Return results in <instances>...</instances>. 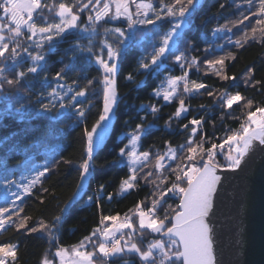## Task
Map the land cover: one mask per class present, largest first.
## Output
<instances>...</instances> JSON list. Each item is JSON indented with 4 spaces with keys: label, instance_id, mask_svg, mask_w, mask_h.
Segmentation results:
<instances>
[{
    "label": "snow or ice",
    "instance_id": "1",
    "mask_svg": "<svg viewBox=\"0 0 264 264\" xmlns=\"http://www.w3.org/2000/svg\"><path fill=\"white\" fill-rule=\"evenodd\" d=\"M200 0H159L157 8L146 0H75V3H49L48 0H0V101L9 102L7 115L16 116L20 121L34 112L37 117H50L59 120L69 111L74 117L69 127H81L80 141L82 155L78 164L79 182L76 191L57 204L58 214L46 221H34L25 213L24 200L32 196L39 186L42 193H49L43 183L49 178L54 168L62 162L53 158L42 168L28 167L27 174L20 178H6L3 187L4 207H0V229L14 227L18 234L43 233L50 242L56 241L64 214L86 190V181L95 166L96 150L108 132L111 118L115 115L119 95L117 77L121 69V60L127 51L137 44L136 32L143 29L146 39L153 41L152 52L141 58L138 69L145 72L158 71L169 58L178 65L180 75H169L152 90L155 97H162L165 103L178 100V106L165 122L170 129L173 121H179L189 112L185 97L201 94V90L212 97L214 104L222 110L221 119L228 117L237 121L238 127H225L222 135L213 132L210 136L204 131L206 123L203 116L191 117L187 123L178 125L188 133L185 141L173 146L165 141L166 150L153 152L138 151L141 135L153 127L152 124H137L129 133V140L119 148L118 156L126 164L128 174L122 178L117 195L139 190V185H151L152 191L145 200H138L134 208L121 216L120 213L103 214L89 235L76 244L65 247L55 244L53 258L47 256L41 264H111L120 259L123 264H135L130 258L135 256L138 264H220L217 258L215 224L212 222L216 199L222 176L221 171L235 172L241 169L246 158L258 146L264 148V102L256 104L254 98L246 97L239 90L234 93L226 89L216 94L212 86L195 79L189 80V69L204 68V75L211 73L222 81H236L235 75L227 74L228 63L237 59L231 50L224 51L225 45H207L203 59L190 57L196 51L191 41H183V32L189 27L190 19ZM246 11L234 21H229L215 32L229 33L226 44L232 48L244 49L252 43L264 46V0H244ZM135 5V10H133ZM224 5L221 4V7ZM239 7V5H237ZM84 13L86 19L82 20ZM163 20L170 22V27L158 40L149 37L148 26L155 29ZM109 21H122L124 27L105 30L108 40L102 42L98 51H94L91 37L97 35V29ZM247 22V23H245ZM232 24L240 33L238 37L228 24ZM88 35L87 44L77 42L75 50L87 54L98 65L100 75L87 79L84 87L78 90L59 83L63 80L64 69L55 74L57 84L48 93H37L35 100L30 98L31 89L22 91L24 82L30 75L36 74L43 67L47 55L58 40L70 32ZM219 50L220 54L217 55ZM27 58L30 61L26 69L19 65ZM16 69L11 77L6 75L8 66ZM67 67V66H65ZM253 68L249 67L242 75L244 86L260 87L264 91V82L255 80ZM133 81L132 74L125 77ZM182 87V91L180 90ZM99 89L98 91L96 89ZM70 98L66 100V97ZM24 98L18 106L10 103L13 95ZM99 109L97 118L88 125V116L92 108ZM37 107L33 109L31 105ZM240 108L239 116H233V106ZM156 117L159 108L156 105H142ZM201 109H205L201 105ZM3 116L0 115V119ZM215 128V123L213 122ZM31 142L22 147L27 150ZM223 156L224 163L218 157ZM155 159L154 168L148 165ZM70 163L69 161H63ZM147 169V170H146ZM113 193L106 191L100 184L89 202L100 207V201L111 202ZM52 199H58L54 195ZM178 199L175 205L169 200ZM19 202V203H17ZM43 204V198L40 199ZM15 217V219H13ZM17 243L0 242V264H17Z\"/></svg>",
    "mask_w": 264,
    "mask_h": 264
},
{
    "label": "trees",
    "instance_id": "2",
    "mask_svg": "<svg viewBox=\"0 0 264 264\" xmlns=\"http://www.w3.org/2000/svg\"><path fill=\"white\" fill-rule=\"evenodd\" d=\"M157 8L159 0H150ZM243 0H200L196 6V11L190 19L189 27L183 32V41H191L195 48L190 53V57H198L203 59V49L209 45H225L224 51L231 50L237 56L234 61H226L228 63L227 74L235 75L236 81H222L213 76L211 73L204 75L203 70L197 71L191 68L190 80L195 79L198 82L212 86L217 95L225 89L234 93L239 90L243 96L254 98L256 104L264 102V91L260 87L256 88L244 86L241 77L249 67L253 68L252 76L255 80L264 82V46L259 43H252L244 49L230 48L226 44L229 33L217 32L214 29L220 28L227 22L238 17V6ZM49 3H75V0H48ZM170 0H165V3ZM221 4L224 6L221 7ZM87 13H84L82 20L86 19ZM122 21H109L98 29L101 35L97 37L98 41L105 36V30L113 27H124ZM168 20H163L152 29L148 26L149 37L155 36L158 40L159 36L167 31L170 27ZM99 32V33H100ZM235 33V32H233ZM237 34V33H236ZM137 44L132 46L121 60V69L117 77V91L120 97L118 106L114 115V121L110 129L109 135L104 143L96 150L95 166L92 174L86 183V190L72 205L70 210L64 214L60 225L59 232L56 233L57 240L50 242L49 237L43 233L35 234H18L14 227H6V230L0 232V242L11 241L19 245L17 264H41L45 256L53 258L55 244L58 242L65 247L76 244L84 236L89 235L91 230L97 225L101 212L103 214L120 213L123 216L129 209L134 208L138 200L145 198L152 191V186H145L143 183L139 185V190H133L128 194L117 195L119 184L122 178H126L128 168L118 156L119 148L124 146L130 138L131 133L137 124H152L153 127L142 134L140 140V151L151 150L153 152H164L166 150L165 141H170L173 146L182 144L187 138L188 133L182 131L178 125L188 122L191 117H204V131L210 136L213 132L218 135L223 134L225 127L233 129L238 127L237 121L228 117L227 113L221 119L222 110L214 104L213 98L207 96L203 90L199 95H191L185 97L186 106L189 112L179 121H173L170 129L165 128V122L168 117L175 112L178 106V100L171 103H165L162 97H155L152 90L160 85V82L169 75H180L181 70L171 58L165 60L158 71L145 72L138 69V63L141 58L147 57L152 52L153 41L146 39L144 30L136 32ZM236 38V37H235ZM233 38V39H235ZM88 37L79 32L73 31L66 34L63 39L58 40L53 46L52 52L47 55L43 67L34 75H30L24 82L22 91L31 89L30 98L35 100L37 93H48L57 84L55 74L64 69L63 80L59 83L65 84L78 90L84 87L87 79L100 75L98 65L87 54L79 53L75 50L77 42L87 44ZM94 51H98L101 47L100 43L93 44ZM220 54L219 50L216 53ZM30 61L25 58L21 61L20 70L26 69ZM67 66V67H65ZM16 69L7 70L9 77L15 74ZM132 74L133 81L126 80L125 77ZM76 81L77 84H74ZM99 90L98 88L96 89ZM24 102V98L13 95L10 103L18 106ZM9 102L0 101V182L6 178H16L25 172L28 167L34 164H46L53 158L60 159L54 171L49 178L44 181L43 188H48L49 193H42L39 186L34 190L32 196L26 197L24 200L25 213L32 218L29 223L44 219L50 220L52 216L58 214L57 204H62L76 191V185L79 182L78 164L82 155V145L80 141L81 127H69L74 120L72 112L69 111L59 120H52L50 117H37L34 112L28 118L20 121L16 116H8L6 109ZM156 105L160 110L156 117H153L147 108L142 105ZM201 105L205 109H201ZM33 109L37 106L31 105ZM100 105L91 109L88 116V125L97 118V112ZM235 111L233 116L240 115V108L233 106ZM215 123V128L213 127ZM31 142V146L23 149V145ZM219 162L223 161V156L218 157ZM69 161L70 163H64ZM100 184L106 186V191L113 193V199L108 202L102 199L98 208L94 202L88 201V196L93 195L95 189ZM3 187L0 185V207L5 206V202L1 200ZM58 199H52V196ZM43 198L44 203H40ZM170 204L175 205L178 199L169 200ZM15 219V218H13ZM135 264H138L137 258H130ZM111 264H123V261L116 259Z\"/></svg>",
    "mask_w": 264,
    "mask_h": 264
},
{
    "label": "water",
    "instance_id": "3",
    "mask_svg": "<svg viewBox=\"0 0 264 264\" xmlns=\"http://www.w3.org/2000/svg\"><path fill=\"white\" fill-rule=\"evenodd\" d=\"M250 172V176L247 175ZM222 182L212 222L215 224L217 258L220 264H264V148L257 147L241 169L221 171ZM248 176V180H246ZM232 208L227 224L223 209ZM244 223V258L237 242L239 222Z\"/></svg>",
    "mask_w": 264,
    "mask_h": 264
},
{
    "label": "rangeland",
    "instance_id": "4",
    "mask_svg": "<svg viewBox=\"0 0 264 264\" xmlns=\"http://www.w3.org/2000/svg\"><path fill=\"white\" fill-rule=\"evenodd\" d=\"M83 2H86V0H81V3H83ZM146 2H151L150 0H146ZM133 7V10H135V5H133L132 6ZM246 8H247V5L244 3V0L242 1V3L240 4V6L238 7V11H239V15H238V17H236V18H234L232 21H234V20H236V19H238L239 17H240V14L242 13V12H245L246 11ZM245 23H247V22H245ZM228 27H231L232 28V31L233 32H235V36L233 37V38H235V37H238L239 35H240V33H238L237 31H236V28L235 27H233L232 26V24H228ZM101 30V29H100ZM100 30L99 29H97V35L96 36H94V37H91V39H92V41H93V44H96V43H100V44H102V42L103 41H105V40H108L107 38H103L101 41H98L97 40V37L99 36V34L101 35V32H100ZM100 32V33H99ZM219 32H224V31H219ZM84 36H86V37H88V35L87 34H83ZM216 36H218V32H217V34H216ZM89 38V37H88ZM231 48V47H230ZM192 68H194V69H196L197 70V68L196 67H192ZM9 69H12V67L9 65L8 66V69L7 70H9ZM7 70H6V75L8 74L7 73ZM191 70H193V69H189V73L191 72ZM200 70H203L204 71V68H203V66H201L200 67ZM189 80H190V74H189ZM181 91H182V87H181V89H180ZM70 95H71V93H69V97H66V100L68 99V98H70ZM113 121H114V115L112 116V118H111V123L109 124V126H108V132H107V134L105 135V137H104V140L100 143V145H102L103 143H104V141H105V139H106V137L109 135V133H110V129H111V127H112V124H113ZM142 136V135H141ZM139 144H140V141H139V143H138V151H140V147H139ZM99 145V146H100ZM163 153V152H162ZM220 163H224V160L223 161H221ZM45 164H34V165H32V166H30V167H33V168H35V167H40V168H42V166H44ZM154 165H155V159H153L152 161H151V163L148 165V168L149 169H151V168H154ZM147 170V169H146ZM25 172H23V174L22 175H26L27 174V168L24 170ZM21 175V176H22ZM21 176H19V178L21 177ZM89 179V178H88ZM88 181V180H87ZM87 181H86V183H87ZM1 200H3V198L1 197ZM4 201V200H3ZM17 203H19V202H17ZM6 206V205H5ZM13 218H15V217H13ZM7 227V226H6ZM1 231H3V229H0V232ZM49 259H52L51 257H49V256H47ZM136 258V257H135ZM56 264H58V262H56Z\"/></svg>",
    "mask_w": 264,
    "mask_h": 264
},
{
    "label": "flooded vegetation",
    "instance_id": "5",
    "mask_svg": "<svg viewBox=\"0 0 264 264\" xmlns=\"http://www.w3.org/2000/svg\"><path fill=\"white\" fill-rule=\"evenodd\" d=\"M247 175H251L250 172L247 174ZM246 180H248V176L246 178ZM223 221L220 222L221 225H225L227 224V221L228 219L231 217V214H232V208L226 206L225 209H223ZM244 223L239 222L238 224V227H239V231L237 233V242L240 244V250H239V256H241L240 260L241 261H245V258H244V226H243Z\"/></svg>",
    "mask_w": 264,
    "mask_h": 264
}]
</instances>
